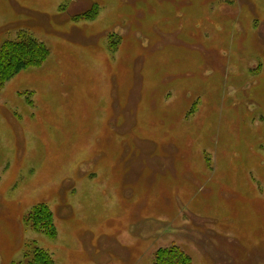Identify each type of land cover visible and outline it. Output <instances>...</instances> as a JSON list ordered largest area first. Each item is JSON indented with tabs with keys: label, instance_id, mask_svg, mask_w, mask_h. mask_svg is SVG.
I'll list each match as a JSON object with an SVG mask.
<instances>
[{
	"label": "rangeland",
	"instance_id": "obj_1",
	"mask_svg": "<svg viewBox=\"0 0 264 264\" xmlns=\"http://www.w3.org/2000/svg\"><path fill=\"white\" fill-rule=\"evenodd\" d=\"M25 35L48 56L0 65V264H264V0H0V51Z\"/></svg>",
	"mask_w": 264,
	"mask_h": 264
},
{
	"label": "trees",
	"instance_id": "obj_2",
	"mask_svg": "<svg viewBox=\"0 0 264 264\" xmlns=\"http://www.w3.org/2000/svg\"><path fill=\"white\" fill-rule=\"evenodd\" d=\"M26 42L7 41L0 51V65L5 70H10L21 62H27L28 65L44 60L48 56V49L44 44H38L28 35H25ZM37 57V59H35ZM6 71H3L5 77ZM36 230L43 231L49 237H56L57 232L53 223V213L45 206L35 208L33 214L29 218ZM29 258L20 264H55L52 254L41 248L35 247L33 251L28 253ZM191 258L183 250L170 248L160 249L157 252L156 261L153 264H189Z\"/></svg>",
	"mask_w": 264,
	"mask_h": 264
}]
</instances>
